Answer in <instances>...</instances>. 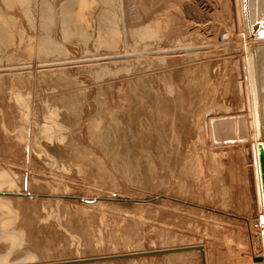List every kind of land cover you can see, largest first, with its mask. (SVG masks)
Listing matches in <instances>:
<instances>
[{
  "label": "bare ground",
  "instance_id": "obj_1",
  "mask_svg": "<svg viewBox=\"0 0 264 264\" xmlns=\"http://www.w3.org/2000/svg\"><path fill=\"white\" fill-rule=\"evenodd\" d=\"M113 1L69 0L57 2L56 8L50 0H0V261L99 263L102 258L94 259L87 248L82 251V238L72 233L80 225L89 235V228L76 219L93 217L103 207L129 203L135 211L121 213L116 228L129 243L125 250L129 253L119 250L115 252L119 260L102 264H264L258 148L264 145V0H216L218 16L211 27L207 23L210 28L197 24L196 17L210 10L202 0H116L117 8ZM95 14L103 37L101 32L95 36L90 23ZM72 37L83 49L104 45L103 53L89 54L105 61L104 66L95 62L89 71L98 67L93 70L95 78L104 79L95 85L97 89L104 86L107 94L105 126L94 125L90 140L108 142L114 155L115 141L125 140L134 125H128L129 117L133 115L135 124L138 116L144 118L147 106L143 111L137 108L141 103L137 97H143L149 104L144 112L148 117L141 125L161 132L165 128L163 134L170 126L180 147L186 148L180 153L189 160L185 158L188 161L179 171L162 154L153 158L158 185L164 189L161 194L133 198L109 193L89 198L66 192L63 183L68 182L64 178L70 168L55 166L53 154L70 142L69 118L65 108L61 112L56 105L62 94L61 80L74 74L61 65L84 61L65 53L70 46L62 43ZM220 60L223 67L213 70ZM87 63L78 66L80 70L85 67L86 72ZM81 76L72 77L70 84L67 81L69 86L72 83L70 98L84 96L89 81L86 84ZM217 95L229 102H217ZM37 113L41 119L34 117ZM145 136L138 137L143 140ZM54 167L60 178H52L62 184L61 192L60 185L53 187V180L44 173L48 168L51 176ZM235 197L244 215L220 208ZM142 213L170 217L171 226L160 245H148L143 241L145 234L137 233L138 223L133 220L143 217ZM39 233L61 236V258L44 260L35 254L40 244L33 238Z\"/></svg>",
  "mask_w": 264,
  "mask_h": 264
},
{
  "label": "rangeland",
  "instance_id": "obj_2",
  "mask_svg": "<svg viewBox=\"0 0 264 264\" xmlns=\"http://www.w3.org/2000/svg\"><path fill=\"white\" fill-rule=\"evenodd\" d=\"M50 1L52 3H55L56 8H58L59 7V6H57L58 3L60 5L63 2L64 3L68 2L69 0H60L61 2L59 0H50ZM70 1H72V0H70ZM114 1H116V0H114ZM114 1H113L114 6H116V8H117V6H118L117 2L115 3ZM202 1L206 2L208 4L210 10L208 9L207 11L203 12L201 15L198 16L199 18L196 17L197 20L199 19V21L196 20L197 22H199L197 24H202V25L207 27L208 24L211 23V24H209V26L211 27L212 23H216L215 18H216V16H218V13L216 11H219V8L216 5V2H215L216 0H210L211 2L208 0H202ZM192 2H194V1H192ZM193 5L195 6V4H193ZM98 7H100V6H96L95 8L97 9ZM94 17L96 19H94ZM200 18L202 21L200 20ZM90 20L92 21V22L90 21V23L92 24V27L94 25L93 29L97 32L96 33L94 31L95 36H97L96 34H98V32H101V34H102L101 37H103L104 33L99 28L100 27V21L98 19V15L95 14V16H93V18ZM93 20H95L96 22H94ZM200 21H201V23H200ZM97 22H99V23H97ZM97 26H98V28H97ZM209 26L207 28H210ZM221 38H222L221 33H219L218 36L216 37V39L218 42H220ZM71 39H72V41H71ZM179 41H181V40H179ZM61 42H63V40ZM69 42H72V44ZM183 42L184 41H182L181 43H183ZM76 43H78V42H76L75 37L69 38L68 40H65L64 43H62L63 45L68 44L70 46V49H68L65 53L70 54L72 52V54H75L77 57H79L80 59H83L84 61L81 62V64H80V63H76V62L70 63L69 60H65V62L69 61V63H66V65L65 64L61 65L63 68L67 67L66 70L71 71V73L74 74L75 76L74 75L70 76V77H68L69 79L64 78V76H63L64 79L61 80L62 83L60 82V84L58 86V88L60 89V91L62 93V94H60L61 96L59 95L60 96L59 98L61 100L59 99L60 102H59V104L57 103V105H56V106L60 107L61 112H63L64 108L67 109V110L64 109V112L66 114L65 117H66V119H67V117L69 118L66 120V122H67L66 128L69 131L68 141H70V142L67 143V146L65 147L64 150H62L61 152H58L56 155L53 154V156H54L53 160H54L55 166H60L61 164H63V165H65V167L68 168V170L70 168L69 171L67 170L70 174L66 173V175H68V177L64 178V180L68 181V182L63 183L64 188L68 191H66L65 189L64 190L67 193H72L75 195L77 194V195H81V196L83 195V196H87V197L90 196L91 198L92 197L96 198L98 195L99 196L108 195L109 193H118L120 195L123 194L125 196L133 197V198H142V197H146V196L150 197V196H154L157 194H161L164 189L162 190V188L158 185L159 175L157 174L158 172L155 173L156 169L154 166L155 162H153V158L157 154H162L163 158L165 159V162H167V164L173 163L172 165H174L177 168V170L179 171V170L183 169V166H185L186 162L189 160L187 157H184V155L181 154L182 153L181 149L183 148L184 149L183 151H185L186 148L180 147L181 144L177 138V134L175 132H173L172 130H170V126L167 128L168 131H166V132L164 131L165 134H163V130L165 128H161V130H162V132H161V131H159L160 129L155 128L156 129L155 130L153 128H148V126L146 128L145 126L141 125L143 120L146 117H148V115L145 116V114L148 112L147 109H148V104H149V103H147L148 102L147 98L142 99L143 97L142 98L137 97V99L142 100V101L140 100L141 103L137 104V108L140 107L139 109H142L141 111H143L144 110L143 107L145 108L147 106V109L145 110L146 112L144 111L145 114L143 112L144 116L140 114L144 118L139 117V116H138V118L136 117L137 118L136 124H135V120L133 118V115H131L128 119V125L134 124L136 126L139 123L140 127L138 125H137V127H135L134 125H131L129 127L131 129L129 130V128H128L129 134L125 138V140H123L121 142L115 141V147H114L115 154L114 155L110 154L108 142L107 143L105 141L93 142L92 140H90L89 137H91V129L94 127V125L98 126V128L105 126L106 116H105V112H104V108H105L104 105H106V95L107 94L105 92L106 89H104V86H102L103 89L102 88L97 89L98 83H102V80L104 79V77L100 78V80L102 79L100 82L99 79L95 78L94 72L98 70V67L92 66V69L95 71H93V70H92L93 72L89 71V70H91L89 68H91V65H95V62L96 63H102V61H104V60L102 59L100 61L99 60L97 61L96 60V59H98L97 57H93V59H92V56H90L89 54H91L95 51L103 53L104 52V45H102V44L100 46H98V45L92 46L91 45L90 48H87V49L84 48L85 49V51H84V49ZM186 43H188V42H186ZM86 50H88L89 52ZM69 54H68V56H69ZM80 54H83V55L80 56ZM85 55H87V56L82 58V56H85ZM87 58H91V59H87ZM90 60H92V63ZM219 62H220V64H219ZM84 63L85 64L87 63V65H89L86 72H85V67H82L83 69H81V70L78 67V66H84L85 65ZM104 63H105V61H104ZM216 63H214L215 65L213 66V70L215 67H216L215 70H217V69L220 70V68L223 67V66H221V65H223L222 61L220 60V61H217ZM75 64L78 68L76 66H74ZM67 65H69L71 67L69 68ZM102 65H103V63H102ZM61 66H54V68L55 67L60 68ZM77 69L79 70V72ZM66 70H62V72L63 71L66 72ZM88 72L89 73L91 72V73L89 74ZM80 73H82V74H80ZM84 73H86L88 76ZM79 74L84 75L86 77L85 78L84 76H81V79L82 78H83V80L86 79L85 83L86 84L89 83L87 88H91V86L93 84L94 85L97 84V85H95V87L93 85L92 89L86 88L85 89L86 94L84 92V96L83 95L79 96L78 99L76 97L70 98L71 97L70 87H72V83L69 86V84H70L69 82H72V79L74 77L80 76ZM88 77H91L92 79H90ZM65 79H67V80H65ZM87 79L89 82L87 81ZM67 81L69 84H67ZM90 83H91V85H90ZM61 89H63V90H61ZM64 90H65V92H64ZM101 90H103V91H101ZM88 91H90V92H88ZM92 93H94V94H92ZM104 94H106V95L104 96ZM92 95H94V96H92ZM95 95H97L98 98ZM217 96H216V99L218 98L217 102L225 103V101H226V103H227V101H228L227 99L223 98L221 95H217ZM84 97L86 99H83ZM219 97L220 98L222 97V98L220 99ZM67 98H69V100ZM62 100H64V101H62ZM84 101H86L87 104H84V106H81L83 104L82 102H84ZM79 102H81V103H79ZM143 103H144V106H142ZM61 106H63V107H61ZM69 111H71V112H69ZM82 111H84V112H82ZM179 113L180 112H177V115ZM34 117H36V119L42 118L41 115H39V113H37L36 116L34 115ZM182 123L183 122H181V125H182ZM133 128H135V130ZM137 129H140V130L142 129V131L137 130ZM150 129H151V131H150ZM152 129H153V131H152ZM182 129L183 128L181 126L180 132ZM98 130L103 132V129H98ZM131 130H132V132H131ZM133 131H135V132L137 131V132L135 133ZM139 131H140V134H139ZM143 131H145V133H143ZM89 132H90V134H89ZM154 132L157 136H159L161 133V137L159 136L158 138H156L157 136L154 135ZM148 133H150L151 135ZM152 133H153V137H152ZM141 134L147 135V136H145L144 139L142 140L138 137ZM148 135H149V137L151 136L152 138L151 137L149 138ZM164 135H165V137H164ZM174 139H175V141H174ZM174 146H175V151H174ZM159 150H162V151H159ZM178 152L181 155H179ZM171 153H172V155L173 154L174 155L172 156ZM185 158H187L188 160H186ZM175 159H176V162H175ZM183 159L185 162L182 161ZM20 162L22 165L23 161L20 160ZM178 162H180V163L182 162V163L180 164ZM113 163H116L115 164L116 166L115 165L113 166ZM177 164L178 165L180 164V165L178 166ZM181 165H183V166H181ZM77 168H80V169H77ZM30 169L33 170L34 168H30ZM36 169L38 171H42L40 166L36 167ZM47 170L50 171V169L46 168V169H44V171H45L44 173L47 174L48 180L49 179L53 180L52 186L56 187V185L58 184V185H60V186H57L60 189L59 190L57 188L59 190V192L63 191V186L60 183V181H58L60 176H58V171H56L57 168L54 167L52 169V171L56 172L57 175L52 174L53 172L51 171L52 172V173H50L51 176H49V171L47 172ZM160 171H162V169H159V172ZM54 176H55V178H58V179H53L52 177H54ZM164 178H165V176L162 175L161 179H164ZM66 184H67V188H68V186L70 187V190L66 188ZM46 191H48V190L46 189ZM179 192H181V190H179ZM170 193L173 195L178 194L176 191L175 192L173 191ZM226 197L228 198V195H225V198ZM227 198L224 200L229 201V198L228 199ZM235 199H236V197L234 198L233 203L232 202L224 203L220 208H222V207H223L222 209L226 208L225 210L230 209L228 211H232V214L234 212V214H237V215H244L242 209L239 207V205H237L235 203L236 202ZM116 201L118 202L119 200H116ZM103 209L104 210L101 209L102 211L101 210L100 211L98 210V212L96 211V213L98 215L97 214L93 215V217H88V216H84V215L79 217V218L77 217L76 220H80L82 223H84V224H82L83 226L89 228V231H88L89 235L88 236H85L80 225L77 229H73L71 226V223L68 225V227L72 228L73 234L77 235L80 238V240L82 238V240L80 241L83 244L82 245V251L85 250L84 248H87L88 255L90 254V256H92L94 259H98V257L102 258V260L99 259L100 260L99 263H96V264H102L103 260H104L103 262H109V260H119L116 257H120V256H117V254H115V252H119V250H122V252L126 255L129 253L128 251H125L129 248V243L126 241H123L124 239L121 238V236L118 234V232L116 231L117 230L116 228H117L118 224L121 223L119 221L121 213H123L124 211H127V212L135 211L133 205H131L129 203L117 204V205L111 206V207L110 206L109 207H103ZM100 213L103 215H100ZM116 215H118V216H116ZM142 215H143V217H140L138 220H136V219L133 220V221L138 223L137 224L138 225V232L137 233L142 232L143 234H145V240H143V241L147 242L148 245H152V244L153 245H160L161 243H163V239H166L167 234H168V229L171 226L170 225V217L168 218L164 215L158 216L155 213L146 214V215L144 213H142ZM102 216H103V218H102ZM157 229H159L160 231L159 230L157 231ZM49 238H51V239H49ZM233 238L236 239L235 237H233ZM85 239H89L90 241L89 240L85 241ZM33 241L40 244V246H39L40 248L37 247L35 249V254H37V256L39 258H42L44 260L55 261L56 259L61 258L63 256L62 254H59L60 253L59 249H60V246L62 244L61 236H58V235L56 236L55 234H53V237H47V235H45V233H39V235L34 236ZM139 241L141 242L142 240L140 239ZM85 243H87V244L89 243L87 245V247L84 245ZM112 258H115V259H112ZM107 264H110V263H107Z\"/></svg>",
  "mask_w": 264,
  "mask_h": 264
},
{
  "label": "water",
  "instance_id": "obj_3",
  "mask_svg": "<svg viewBox=\"0 0 264 264\" xmlns=\"http://www.w3.org/2000/svg\"><path fill=\"white\" fill-rule=\"evenodd\" d=\"M259 147V162H260V173H261V184H262V193L264 201V145H258ZM259 221L262 223L264 221V215L259 216ZM262 242L264 245V230L261 232Z\"/></svg>",
  "mask_w": 264,
  "mask_h": 264
},
{
  "label": "clouds",
  "instance_id": "obj_4",
  "mask_svg": "<svg viewBox=\"0 0 264 264\" xmlns=\"http://www.w3.org/2000/svg\"><path fill=\"white\" fill-rule=\"evenodd\" d=\"M0 264H8L7 260L0 261Z\"/></svg>",
  "mask_w": 264,
  "mask_h": 264
}]
</instances>
